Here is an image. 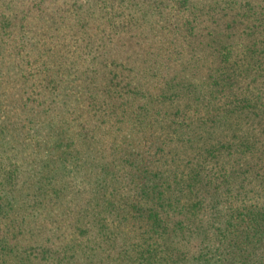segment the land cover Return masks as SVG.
<instances>
[{"label":"trees","instance_id":"1","mask_svg":"<svg viewBox=\"0 0 264 264\" xmlns=\"http://www.w3.org/2000/svg\"><path fill=\"white\" fill-rule=\"evenodd\" d=\"M39 40L46 117L0 89V264H264V0H0V79Z\"/></svg>","mask_w":264,"mask_h":264},{"label":"rangeland","instance_id":"2","mask_svg":"<svg viewBox=\"0 0 264 264\" xmlns=\"http://www.w3.org/2000/svg\"><path fill=\"white\" fill-rule=\"evenodd\" d=\"M78 17V16H76ZM66 21L69 22V19H67ZM93 22V23H92ZM71 23V22H70ZM78 24H82L83 26L86 27V29H78L81 30V36H87L88 40H90V38H92V33H98L94 30L95 26H101V22L99 19H95V20H90V21H83V22H75V23H71V27L69 23H61L58 24L57 26H53L52 30H49L48 33L44 32L45 31V27L44 25L42 26V31H40L37 27H35L32 32L35 34L36 33V38L38 37L39 39L42 38L45 42H49V41H55V39L57 38L58 40H63L65 38L68 37V35H70L73 30L71 29L72 26H77ZM41 33H43V36H41ZM41 42V40H39V43L37 44V46L32 49L29 53L28 56V63L26 61V58L23 56H19L18 57V62L23 66L26 67V72L28 73V75H25L24 77L21 76V69L17 68L14 64H8L5 66L4 69V75L2 77V79H0V89L2 90V92L4 94H6L7 98H11V103H3L4 109H5V114H7L8 110L10 107H20L19 109H17L15 111V118L16 120L12 121L14 122H18L20 121L23 116L19 115L20 110L22 112H25V114L27 115H31L34 118H45L46 116L43 115H37V112L34 110L30 113V111L27 108H24L22 105V98L24 97V93L22 92L23 89L25 87L28 86L29 92H34L32 90V85L34 84L36 87L38 84H40V72H38V74H35V69H33V67H35L36 65L39 64L40 59L37 57V55H41L40 51H43L47 46ZM54 52V51H53ZM50 55H54L53 53H51ZM85 58H88V56L85 55ZM28 65V66H27ZM41 89V94L38 95L40 98L42 97H46L45 95H47L48 93L46 92V90L43 88ZM45 94V95H44ZM14 95V97H13ZM50 98V96H49ZM0 101L4 102L5 99H2L1 97V91H0ZM54 114H55V109L53 108ZM55 116V115H54ZM24 122V121H23ZM18 126H21V124H19ZM41 130V129H40ZM26 130L21 129L19 131H17L18 133H24ZM43 133H45V131L41 130ZM12 152H10V154L6 155L8 162L12 163V156H11ZM30 156H26V162L29 161ZM6 161V160H5ZM21 161V160H20ZM19 161V162H20ZM20 164V163H19ZM37 166L34 165L33 168H36Z\"/></svg>","mask_w":264,"mask_h":264}]
</instances>
